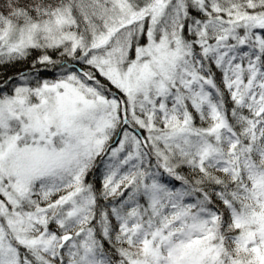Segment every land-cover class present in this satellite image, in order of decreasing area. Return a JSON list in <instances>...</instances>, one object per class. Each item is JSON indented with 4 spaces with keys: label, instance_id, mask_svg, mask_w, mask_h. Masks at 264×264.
<instances>
[{
    "label": "snow or ice",
    "instance_id": "snow-or-ice-1",
    "mask_svg": "<svg viewBox=\"0 0 264 264\" xmlns=\"http://www.w3.org/2000/svg\"><path fill=\"white\" fill-rule=\"evenodd\" d=\"M0 264H264V0H0Z\"/></svg>",
    "mask_w": 264,
    "mask_h": 264
},
{
    "label": "trees",
    "instance_id": "trees-1",
    "mask_svg": "<svg viewBox=\"0 0 264 264\" xmlns=\"http://www.w3.org/2000/svg\"><path fill=\"white\" fill-rule=\"evenodd\" d=\"M21 69H17V68H8V69H3L0 68V72H6L8 75H12L13 73L20 71Z\"/></svg>",
    "mask_w": 264,
    "mask_h": 264
}]
</instances>
